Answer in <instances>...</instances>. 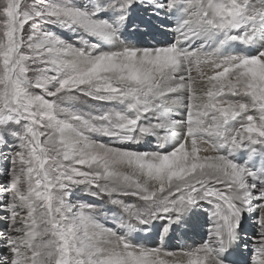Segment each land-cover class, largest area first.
<instances>
[{
  "label": "snow or ice",
  "instance_id": "6c2138e0",
  "mask_svg": "<svg viewBox=\"0 0 264 264\" xmlns=\"http://www.w3.org/2000/svg\"><path fill=\"white\" fill-rule=\"evenodd\" d=\"M0 264H264V0H0Z\"/></svg>",
  "mask_w": 264,
  "mask_h": 264
},
{
  "label": "bare ground",
  "instance_id": "6f19581e",
  "mask_svg": "<svg viewBox=\"0 0 264 264\" xmlns=\"http://www.w3.org/2000/svg\"><path fill=\"white\" fill-rule=\"evenodd\" d=\"M200 237H198V239H196V236H192L190 239H189V243H191L192 241H199ZM153 241L156 243L157 241L155 240V238L153 239H150L148 242L149 244H154ZM183 243V241L181 239H174L170 242V244L168 245L169 248H172V249H175V247L179 244Z\"/></svg>",
  "mask_w": 264,
  "mask_h": 264
},
{
  "label": "rangeland",
  "instance_id": "374dc122",
  "mask_svg": "<svg viewBox=\"0 0 264 264\" xmlns=\"http://www.w3.org/2000/svg\"><path fill=\"white\" fill-rule=\"evenodd\" d=\"M198 237H199V236H196V239H198ZM147 243H149V242L147 241ZM153 243L156 244L157 242L155 243V242L153 241ZM150 245H151V244H150ZM152 245H153V244H152Z\"/></svg>",
  "mask_w": 264,
  "mask_h": 264
}]
</instances>
